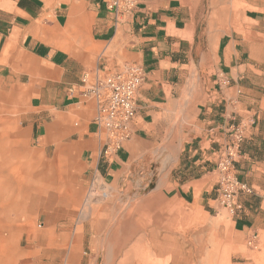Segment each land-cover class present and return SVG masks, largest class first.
Masks as SVG:
<instances>
[{
	"label": "crops",
	"instance_id": "obj_1",
	"mask_svg": "<svg viewBox=\"0 0 264 264\" xmlns=\"http://www.w3.org/2000/svg\"><path fill=\"white\" fill-rule=\"evenodd\" d=\"M105 2L0 0V117L10 118L7 148L15 151L4 185L24 198L27 214L45 215L42 252L60 264L112 262L120 250L103 231L113 228L121 231L120 263L132 259L130 223L140 225L122 213L107 227V207L97 224L95 210L83 207L90 190L108 199L140 182L148 188L142 211L155 220L144 246L163 254L194 218L225 210L216 199L213 152L237 123L245 125L237 178L252 192L229 215L236 234L257 238L264 231V0H137L116 26ZM124 63L140 65L144 78L130 139L104 156L105 133L82 76ZM161 229L175 234L157 240ZM12 236H0V246ZM9 250L10 259L18 255ZM230 252L223 251L226 260Z\"/></svg>",
	"mask_w": 264,
	"mask_h": 264
},
{
	"label": "rangeland",
	"instance_id": "obj_2",
	"mask_svg": "<svg viewBox=\"0 0 264 264\" xmlns=\"http://www.w3.org/2000/svg\"><path fill=\"white\" fill-rule=\"evenodd\" d=\"M10 127V118L0 117V142L6 145L4 151L6 157L2 153L0 155V236L6 238L12 231V243L6 247L18 250V255L8 259L6 264H60L56 260V254L43 253L42 247L39 245L40 234L43 230L42 221L45 215H40L37 219L35 215L27 214L23 202L24 198L11 196L15 188L10 191L8 190L9 187L4 185V182L8 179L7 177H12V170L14 169L12 159L15 157V151L11 150L12 154L10 155V149L7 148L10 140ZM153 168L150 169V172L153 171ZM162 170H164L163 166ZM99 190L101 191V189ZM147 190L145 183L136 182L122 195L119 192L117 197L108 199L107 193H101L98 189L90 190L83 209L88 211L91 207L92 210H95L93 217L96 218L97 224L102 223L104 225L100 211L103 210L102 207H107V212L104 211L103 214V219L108 223L107 227H112L117 221L120 223L122 213H128L130 222L140 225L137 230L136 225L130 223L131 227H135L129 231V233L134 232V236L130 237L128 241L129 247L133 248L131 252L132 259L125 257L123 263H120L123 257L120 249L121 245L119 246L122 242L120 238L121 231L112 228L106 229L103 234L105 233L109 237V247L113 248L114 251L116 249L120 250V252H114L112 262L99 259L91 264H132L134 261L142 264H219L216 261L217 258H220L223 264H264V231L259 230L258 237L252 241H250L252 238L239 236L234 232L230 215L226 210L215 218H194L191 228L186 232L183 231L182 234L177 233L176 235L175 231L171 230H155L157 240H160V237L165 233L175 234L176 239L174 242L170 241L171 243L167 244L163 254H155L152 250H148L149 247L144 245H147L151 233L154 234L152 226L155 220L151 213H143L140 204L142 195ZM5 192L8 196L5 195ZM99 197L107 200H97ZM10 202L13 203V208L11 206L8 208ZM19 226H24L26 229L15 231L14 229ZM144 226L147 228H144ZM204 226L207 228L206 230H203ZM136 241L138 242L137 245ZM225 249L231 251L227 260L226 256L222 254ZM171 254H173L174 260L170 258ZM64 264L70 263L66 261Z\"/></svg>",
	"mask_w": 264,
	"mask_h": 264
},
{
	"label": "built area",
	"instance_id": "obj_3",
	"mask_svg": "<svg viewBox=\"0 0 264 264\" xmlns=\"http://www.w3.org/2000/svg\"><path fill=\"white\" fill-rule=\"evenodd\" d=\"M136 2L137 0H106V8L112 12L115 26L127 20ZM89 75L84 73L82 76L85 87L82 92L96 102L94 122L105 133L102 154L109 156L130 139V125L136 114V97L144 78V69L136 63H124L103 74L99 69L95 70L91 80ZM244 127L243 123L231 125L226 142L213 152L214 170L217 174L216 199L219 206L232 214L242 209L240 195L252 192L246 183L237 178L235 167L240 157Z\"/></svg>",
	"mask_w": 264,
	"mask_h": 264
},
{
	"label": "bare ground",
	"instance_id": "obj_4",
	"mask_svg": "<svg viewBox=\"0 0 264 264\" xmlns=\"http://www.w3.org/2000/svg\"><path fill=\"white\" fill-rule=\"evenodd\" d=\"M96 183H94L95 185ZM2 238V237H1ZM17 252V251H16ZM11 254L14 252L9 250L7 247H0V264H6L8 259H10ZM16 254V253H15ZM18 254V253H17ZM14 256V255H13ZM6 260V261H5ZM123 261V260H122Z\"/></svg>",
	"mask_w": 264,
	"mask_h": 264
}]
</instances>
